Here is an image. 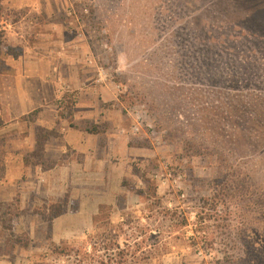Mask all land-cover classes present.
Instances as JSON below:
<instances>
[{
    "label": "rangeland",
    "instance_id": "rangeland-1",
    "mask_svg": "<svg viewBox=\"0 0 264 264\" xmlns=\"http://www.w3.org/2000/svg\"><path fill=\"white\" fill-rule=\"evenodd\" d=\"M68 4L124 124L145 125L118 208L39 263L117 264L118 241L123 264H264V0Z\"/></svg>",
    "mask_w": 264,
    "mask_h": 264
},
{
    "label": "crops",
    "instance_id": "crops-1",
    "mask_svg": "<svg viewBox=\"0 0 264 264\" xmlns=\"http://www.w3.org/2000/svg\"><path fill=\"white\" fill-rule=\"evenodd\" d=\"M68 2L0 0V205L18 209L15 233L28 236L23 247L0 223V264H40L51 245L86 241L103 207L118 208L111 196L134 158L118 92L88 64ZM39 130L53 133L43 153L52 167L25 164ZM52 206V220L36 213Z\"/></svg>",
    "mask_w": 264,
    "mask_h": 264
},
{
    "label": "trees",
    "instance_id": "trees-1",
    "mask_svg": "<svg viewBox=\"0 0 264 264\" xmlns=\"http://www.w3.org/2000/svg\"><path fill=\"white\" fill-rule=\"evenodd\" d=\"M249 1V0H248ZM251 1V0H250ZM80 17L83 19V12H79ZM3 37V33H0V39ZM1 109V105H0ZM53 135V133L45 131V130H39L38 132V139H37V147L34 153L28 154L27 158L25 159V164L27 166L35 167V166H42L43 168L45 167H52L53 164L47 163L46 159L44 158V149H45V144L47 140ZM4 172L2 160H0V177L3 175L2 173ZM150 199V198H148ZM13 207V205H0V223L3 225V227L8 231L10 235V240L18 243L19 245H22L23 247L28 246V236L26 233H24L22 236H18L15 233V227H16V221L19 216L18 209ZM103 210V209H102ZM36 213L44 218H49L52 220L54 217L58 216L61 213V210L58 207L52 206L51 208H46L43 207L41 209L36 210ZM185 223V222H184ZM52 250L56 251L58 250L59 253H63V248L62 246H57V245H51ZM107 247V245L105 246ZM118 256V259L120 262L117 264H123L125 263L124 260H126V252L125 250H122L118 244V241L115 242L114 245ZM106 251H109V248H105ZM107 255V254H106ZM112 257V255H108ZM113 260L110 258L108 261L110 263Z\"/></svg>",
    "mask_w": 264,
    "mask_h": 264
},
{
    "label": "built area",
    "instance_id": "built-area-1",
    "mask_svg": "<svg viewBox=\"0 0 264 264\" xmlns=\"http://www.w3.org/2000/svg\"><path fill=\"white\" fill-rule=\"evenodd\" d=\"M82 34L84 35V32L82 31ZM85 36V35H84ZM87 62H88V64H90V65H95V64H97V59H96V57L92 54V53H90L89 55H88V57H87ZM99 76L101 77V78H104V80H109V81H111L114 85H115V89H116V91L118 92V94H120V93H122V88H121V86H119V85H117L116 83H115V81L113 80V75L112 74H110L108 71H106V70H104L103 68H101V67H99ZM131 115L133 116V114L131 113ZM139 118H137V120H136V124H134L133 125V127H132V132H133V134H138V133H140L141 131H142V129H143V126L145 125V124H143V122L141 123V122H139V119H141V116H138ZM149 128H152V126L151 125H147Z\"/></svg>",
    "mask_w": 264,
    "mask_h": 264
}]
</instances>
